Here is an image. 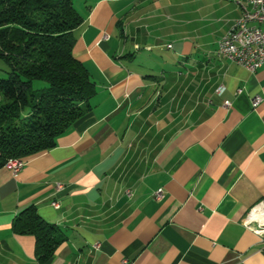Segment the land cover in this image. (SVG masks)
I'll list each match as a JSON object with an SVG mask.
<instances>
[{
    "label": "crops",
    "instance_id": "obj_1",
    "mask_svg": "<svg viewBox=\"0 0 264 264\" xmlns=\"http://www.w3.org/2000/svg\"><path fill=\"white\" fill-rule=\"evenodd\" d=\"M239 1L73 0L91 108L18 173L0 167V264H41L11 229L29 206L64 238L42 264H264L242 224L264 205V65L216 52Z\"/></svg>",
    "mask_w": 264,
    "mask_h": 264
},
{
    "label": "trees",
    "instance_id": "obj_2",
    "mask_svg": "<svg viewBox=\"0 0 264 264\" xmlns=\"http://www.w3.org/2000/svg\"><path fill=\"white\" fill-rule=\"evenodd\" d=\"M81 22L73 0H0V70L7 74L0 78V167L54 147L90 111L95 84L72 51ZM11 229L34 236L41 264L64 240L34 206L21 210Z\"/></svg>",
    "mask_w": 264,
    "mask_h": 264
},
{
    "label": "built area",
    "instance_id": "obj_3",
    "mask_svg": "<svg viewBox=\"0 0 264 264\" xmlns=\"http://www.w3.org/2000/svg\"><path fill=\"white\" fill-rule=\"evenodd\" d=\"M239 6L241 13L217 41L216 52L219 56L235 62L249 72H254L264 65V0H243L239 1ZM103 37L107 38L108 35L105 34ZM222 89L223 86L220 85L216 91L220 92ZM261 99L260 95H254L251 98L252 106L255 107ZM229 105V100L223 101L224 107ZM24 163L25 160L10 157L3 166L16 174ZM56 186L60 188L61 184L57 183ZM162 194L160 188L154 193V197L160 199ZM52 205L58 207L56 201ZM242 224L254 232L264 245V205L262 201L249 209L242 219ZM124 263L127 264L128 261H124Z\"/></svg>",
    "mask_w": 264,
    "mask_h": 264
},
{
    "label": "rangeland",
    "instance_id": "obj_4",
    "mask_svg": "<svg viewBox=\"0 0 264 264\" xmlns=\"http://www.w3.org/2000/svg\"><path fill=\"white\" fill-rule=\"evenodd\" d=\"M0 67H3V63L1 61H0ZM6 76L7 74L3 70H0V78H5ZM34 86L38 88H42L46 86V83L42 81H35Z\"/></svg>",
    "mask_w": 264,
    "mask_h": 264
}]
</instances>
